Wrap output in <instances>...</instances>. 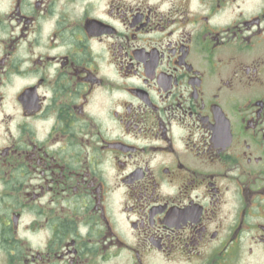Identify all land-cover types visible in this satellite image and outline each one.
<instances>
[{
    "label": "flooded vegetation",
    "instance_id": "obj_1",
    "mask_svg": "<svg viewBox=\"0 0 264 264\" xmlns=\"http://www.w3.org/2000/svg\"><path fill=\"white\" fill-rule=\"evenodd\" d=\"M0 264H264V0H0Z\"/></svg>",
    "mask_w": 264,
    "mask_h": 264
}]
</instances>
